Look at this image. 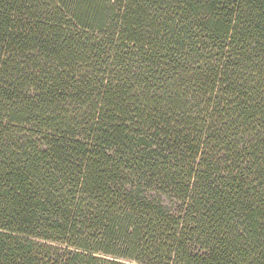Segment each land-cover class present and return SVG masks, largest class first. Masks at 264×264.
<instances>
[{
    "label": "trees",
    "instance_id": "1",
    "mask_svg": "<svg viewBox=\"0 0 264 264\" xmlns=\"http://www.w3.org/2000/svg\"><path fill=\"white\" fill-rule=\"evenodd\" d=\"M0 264H264V0H0Z\"/></svg>",
    "mask_w": 264,
    "mask_h": 264
},
{
    "label": "rangeland",
    "instance_id": "2",
    "mask_svg": "<svg viewBox=\"0 0 264 264\" xmlns=\"http://www.w3.org/2000/svg\"><path fill=\"white\" fill-rule=\"evenodd\" d=\"M107 17V15L105 16V18Z\"/></svg>",
    "mask_w": 264,
    "mask_h": 264
}]
</instances>
